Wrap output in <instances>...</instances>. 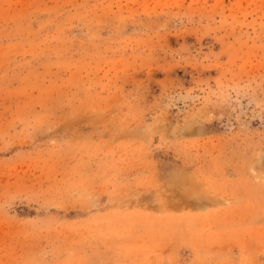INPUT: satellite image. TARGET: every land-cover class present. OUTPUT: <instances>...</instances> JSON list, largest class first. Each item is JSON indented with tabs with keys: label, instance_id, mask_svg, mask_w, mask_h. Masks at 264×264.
<instances>
[{
	"label": "rangeland",
	"instance_id": "374dc122",
	"mask_svg": "<svg viewBox=\"0 0 264 264\" xmlns=\"http://www.w3.org/2000/svg\"><path fill=\"white\" fill-rule=\"evenodd\" d=\"M0 264H264V0H0Z\"/></svg>",
	"mask_w": 264,
	"mask_h": 264
}]
</instances>
